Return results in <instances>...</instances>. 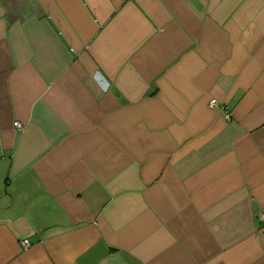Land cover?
Listing matches in <instances>:
<instances>
[{"label": "crops", "instance_id": "crops-1", "mask_svg": "<svg viewBox=\"0 0 264 264\" xmlns=\"http://www.w3.org/2000/svg\"><path fill=\"white\" fill-rule=\"evenodd\" d=\"M262 211L264 0H0V264H264Z\"/></svg>", "mask_w": 264, "mask_h": 264}, {"label": "built area", "instance_id": "built-area-1", "mask_svg": "<svg viewBox=\"0 0 264 264\" xmlns=\"http://www.w3.org/2000/svg\"><path fill=\"white\" fill-rule=\"evenodd\" d=\"M211 104H212V105H217L218 103L216 102V100L212 99V100H211ZM14 125H15L17 128H21V127H22L21 123H20V122H17V121L14 123ZM258 218H259V220H260L261 222L264 223V211H262V212H260V213L258 214ZM21 243H22V245H23L24 247H27V246L29 245V241H28L27 239H23V240L21 241Z\"/></svg>", "mask_w": 264, "mask_h": 264}]
</instances>
